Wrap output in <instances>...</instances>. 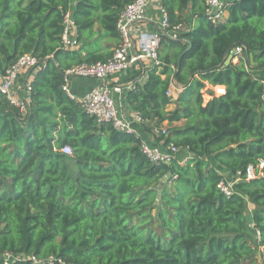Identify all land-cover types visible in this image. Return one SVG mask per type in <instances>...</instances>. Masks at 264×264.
Here are the masks:
<instances>
[{
	"label": "trees",
	"instance_id": "1",
	"mask_svg": "<svg viewBox=\"0 0 264 264\" xmlns=\"http://www.w3.org/2000/svg\"><path fill=\"white\" fill-rule=\"evenodd\" d=\"M133 1L75 0L79 49L65 50L70 0H0V73L25 54L38 61L24 112L0 94V264H264V0H229L217 23L205 0H159L167 31L186 29L161 37L159 64L126 101L146 132L166 130L154 138L184 151V164L151 163L140 137L98 124L62 90L64 70L112 56L100 42L118 44ZM236 46L254 67L225 65ZM206 85L225 93L205 100ZM219 170L240 174L230 197Z\"/></svg>",
	"mask_w": 264,
	"mask_h": 264
},
{
	"label": "built area",
	"instance_id": "2",
	"mask_svg": "<svg viewBox=\"0 0 264 264\" xmlns=\"http://www.w3.org/2000/svg\"><path fill=\"white\" fill-rule=\"evenodd\" d=\"M157 1L159 0H134L123 9L116 24L119 42L113 48L112 56L106 62L76 65L62 72L64 77L62 90L70 98H72L68 89V81L70 79L88 78L101 81V84L93 87L80 102L84 112L95 118L98 124L108 123L117 132L135 135L138 138L139 136L136 135L133 123L142 125L143 119L138 113H135L133 121H129L120 109L113 94L119 95L134 91L139 86V81L134 82L128 80L124 83L110 86L104 83V79L110 74L125 72L133 64L142 60L150 61L152 64H159L158 50L161 37L165 36L168 39H176L177 33L182 29L178 26L174 27L172 31H167V16L160 5H158L162 18L160 21V28L153 32L147 31L146 29H137L136 26L146 20L148 10L153 3ZM228 1L229 0H205V13L207 18L213 23L222 21L225 16L224 8ZM73 29H75V27L73 25L72 13L69 10L64 16L63 33L61 36L62 48L65 50L76 47L75 37L72 36ZM228 56L232 57V62L244 60L246 56L245 48L243 46H236L230 51ZM37 64L38 61L31 54H25L20 56L16 63L6 69L4 73H0V94L22 112L25 111L26 102L15 94V85L17 79L24 71L34 69ZM246 64H248V61ZM175 85H177L176 82L172 80L171 87L167 92L168 96L171 94V88H174ZM207 86L208 85H206V87ZM213 88L215 91L213 96L215 97L222 96L225 93V88L222 86ZM179 90H182L181 86H179ZM161 135H166L165 129L159 127L153 130V136L157 137ZM140 151L153 164H168L172 159H176L180 164H184L189 159L188 155L179 158V153L182 150L177 148L173 143L164 145L163 142H161L155 145L141 139ZM61 152L65 155L72 154L69 146L63 147ZM262 164L263 163L260 164V167ZM239 175L238 173L236 177H231L230 180L223 178L219 182L218 189L225 197H230L233 194V187L234 184L239 181ZM255 177V168L249 166L245 172V180H253ZM256 235H259L258 232H256ZM11 259L12 258L8 255L5 257L6 262ZM31 260L34 264H53L54 262L66 264L53 257H49L45 260L32 257Z\"/></svg>",
	"mask_w": 264,
	"mask_h": 264
},
{
	"label": "crops",
	"instance_id": "3",
	"mask_svg": "<svg viewBox=\"0 0 264 264\" xmlns=\"http://www.w3.org/2000/svg\"><path fill=\"white\" fill-rule=\"evenodd\" d=\"M158 2L159 1H157L156 3H153V5L148 10L146 20L143 23L138 24L136 26L137 29H139V30L146 29L147 31L153 32V31L160 28V21L162 18H161V12L159 10V6H158V11H156L154 9V7L156 5H159ZM74 5H75V0H70V11H71V13L73 11ZM191 23H192V20H191ZM72 36H74V37L76 36L75 29H73V31H72ZM116 44H117V41H115V40L108 41V42L102 41V42H100V49L106 50V48H107L106 45H109L110 48H108V51L111 53L112 48H114L116 46ZM73 49L78 50L79 46L76 48H73ZM92 50H93V48L91 49V51ZM84 54L85 53L83 52L82 55H84ZM151 66H152V62L142 60L138 63L133 64L125 72L114 73V74L108 75L104 79V83L108 84L110 86H114L117 84L124 83L128 80H132L134 82L139 81V83L141 85H143L147 79L146 69L151 67ZM144 74H146V75H144ZM31 80H32V76L30 75V73H28V71H24L19 76V78L17 79V83L15 85V94L17 95V97L25 100V102H29V85H30ZM100 84H101V81L96 80V79L72 78L68 81V89H69L70 96L76 102L80 103L82 101V99L89 93V91L93 87H96ZM205 90L213 91L214 88L207 86ZM180 91L181 90H179L178 85H175L174 88H171L170 96H172V99H174L180 93ZM113 97L115 98V100H117V103H118L120 109L123 111L125 117L129 121H133L135 112H133L127 104L126 93L119 94V95L113 94ZM133 128L135 129L136 135L139 136L141 139L146 140V141H148L152 144H155V145L158 144L156 139L154 138L153 134L146 132L144 130V128L142 127V125L133 123ZM219 171L225 179H228V180L231 179L232 176L228 172H225L222 170H219Z\"/></svg>",
	"mask_w": 264,
	"mask_h": 264
},
{
	"label": "rangeland",
	"instance_id": "4",
	"mask_svg": "<svg viewBox=\"0 0 264 264\" xmlns=\"http://www.w3.org/2000/svg\"><path fill=\"white\" fill-rule=\"evenodd\" d=\"M154 9L156 10V11H158V5H156L155 7H154ZM181 29H186V27L183 25L182 26V28ZM241 61H243L244 63H247V61L249 62V67H254L255 65L252 63V58L250 57V56H248V58L245 56V58H244V60H241ZM234 63H236V62H234ZM139 85H141L140 83H139ZM214 90L213 91H211V90H205L204 89V91H203V93H204V99L205 100H208L209 98V95H214ZM174 107L173 106H170L168 109L169 110H172ZM180 125H183V122H181V123H179L178 124V126H180ZM182 154H184V151H181L180 153H179V156H181ZM230 180V179H229ZM250 209H252V207L251 206H248V208H247V210H246V212H245V217L247 218L248 217V215H249V211H250ZM248 220V219H247Z\"/></svg>",
	"mask_w": 264,
	"mask_h": 264
},
{
	"label": "water",
	"instance_id": "5",
	"mask_svg": "<svg viewBox=\"0 0 264 264\" xmlns=\"http://www.w3.org/2000/svg\"><path fill=\"white\" fill-rule=\"evenodd\" d=\"M187 44H188V48H187V49L181 54V56L179 57V60H180V58L184 55V53H186V52L191 48V44H190L189 41H187ZM179 60H178V63H179ZM231 60H232V57H231V56H228L227 59H226V61H225V65H228V64L231 62ZM167 179H168L167 176H166L165 178L162 179L161 184H160V186H159V190L162 189L163 183H164L165 181H167Z\"/></svg>",
	"mask_w": 264,
	"mask_h": 264
}]
</instances>
